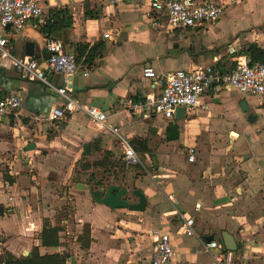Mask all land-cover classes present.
<instances>
[{
  "label": "crops",
  "instance_id": "crops-1",
  "mask_svg": "<svg viewBox=\"0 0 264 264\" xmlns=\"http://www.w3.org/2000/svg\"><path fill=\"white\" fill-rule=\"evenodd\" d=\"M209 1L226 6L220 20L165 33L150 26L148 0H38L46 14L54 9L70 11L72 37L71 43H63L65 51L74 53L77 45L104 43L102 58L90 67L78 64L71 96L104 112L130 145L146 144L143 153L131 146L147 164L132 167H140L146 176L128 180L142 192L146 207L143 212L110 209L90 198L92 183L74 180L90 176L91 170L82 171L81 164L100 160L106 153L110 160H119L121 143L82 114L50 122V111L61 106L62 99L40 82L22 80L10 61L0 58V89L21 99L16 116L0 118V247L4 251L15 257L27 255L48 222L62 229L60 245L39 247V254L65 253L66 264H150L149 233L155 229L170 236L174 255L167 264H213L208 255L196 252L207 238L220 243L224 232L237 245L235 264H264V97H245L225 89L207 93L201 98L203 108L175 122L179 136L171 142L165 141V131L174 123L141 120L124 110L128 99L157 93L154 82L143 78L146 67L160 76L211 64L226 70L233 62L232 54L246 44L264 50V0ZM85 3L100 10L101 18H85ZM44 40L28 25L10 38L11 53L25 56L26 44H31V58L40 61L47 56ZM46 80L62 85L57 74H47ZM241 100L248 106L246 113L239 107ZM208 130H216L212 141L225 140L224 134L233 138L226 140V156L197 162L201 163L198 169L195 158L193 163L187 161V149L195 148ZM156 138L163 143L151 148ZM103 183L126 189V200L137 202L130 200L133 190ZM66 210L70 219L60 217ZM181 216L194 221L196 237L181 234ZM83 226L90 233L87 249L77 242Z\"/></svg>",
  "mask_w": 264,
  "mask_h": 264
},
{
  "label": "built area",
  "instance_id": "built-area-1",
  "mask_svg": "<svg viewBox=\"0 0 264 264\" xmlns=\"http://www.w3.org/2000/svg\"><path fill=\"white\" fill-rule=\"evenodd\" d=\"M246 1L248 0H232L234 3ZM225 7L224 4L209 0H148L147 19L153 29L172 33L213 24L223 17ZM46 20L47 14L38 0H0V58L8 59L22 80L40 82L62 99V105L50 111L47 117L50 122L82 114L90 123L119 140L122 159L127 165L143 167L139 156L120 134L119 129L108 123L104 112L93 106H85L71 96V79L78 70V63L74 53L65 51L61 41L45 38L44 50L47 56L40 61L11 53L10 38L14 33L28 25L38 29ZM104 38H108V35H104ZM233 61V67L226 70L211 64L192 70H175L163 76L156 75L152 68L146 67L143 69V78L154 82L158 87L157 93L150 92L138 100L128 99L124 110L141 120L159 118L176 124L179 121L174 120V114L178 108H183L184 116H187L193 110L203 108L201 98L204 95L213 94L219 89L235 91L245 97L263 98L264 63H251L245 55H238ZM47 74L61 76L62 85L56 87L49 83L46 80ZM84 76H87V72ZM20 107L21 99L18 94L3 93L0 89V118L16 116ZM110 112L115 114L113 110ZM194 158L195 148H188L187 161L193 163ZM181 220V234L185 237H196L194 221L182 216ZM149 236L152 240L150 264H167L174 255L170 236L157 229L150 231ZM196 253L208 255L213 264H235L233 252L225 251L215 240L201 242L200 251Z\"/></svg>",
  "mask_w": 264,
  "mask_h": 264
},
{
  "label": "trees",
  "instance_id": "trees-1",
  "mask_svg": "<svg viewBox=\"0 0 264 264\" xmlns=\"http://www.w3.org/2000/svg\"><path fill=\"white\" fill-rule=\"evenodd\" d=\"M102 14L100 10H95L89 7L88 3L84 4V17L89 20H97L101 18ZM38 32L44 38H50L53 40H59L64 44L71 43L72 37V16L69 10L54 9L49 10L47 13V20L45 24L39 27ZM105 52V45L103 42H95L92 45L81 44L77 45L74 49V55L77 63H81L90 67L94 61L103 57ZM46 55V54H45ZM238 55H245L249 58L251 63L261 62L264 63V50L258 47L256 44H246L241 50L232 54V57ZM234 61L228 67L232 68ZM134 99V98H132ZM136 100V99H134ZM179 136V127L176 124H169L165 131V141L171 142L176 141ZM134 146L140 151L147 152L146 144L141 141L135 142ZM104 158L96 160L94 162H84L81 164L82 171H90L94 168L101 170L102 176L97 178L93 172L90 173V183L94 186H102L103 182H108L105 178L106 175L111 174L109 171L111 168L117 169L124 175L126 163L122 157L119 160L112 161L109 158L111 155L105 154ZM128 166V165H127ZM105 176V177H104ZM5 179L12 183V180L5 176ZM62 229L59 226L52 227L48 222H44L42 230L37 237V245L33 246L27 255L15 257L8 251L0 253V264H66L68 255L65 253H53L40 255L39 247H57L60 245L59 233ZM77 242L81 249H87L90 245V233L87 226H83L81 234L77 237Z\"/></svg>",
  "mask_w": 264,
  "mask_h": 264
},
{
  "label": "rangeland",
  "instance_id": "rangeland-1",
  "mask_svg": "<svg viewBox=\"0 0 264 264\" xmlns=\"http://www.w3.org/2000/svg\"><path fill=\"white\" fill-rule=\"evenodd\" d=\"M216 130H208L206 131V133L202 134V137L200 138L199 142L197 145H195V160H196V165L198 166V169L200 168V164L201 163H198L197 162H205V163H208L210 158L212 156H217L218 154L220 156H226L227 154V141L226 140H229L230 138H233L230 134H224L225 135V140H217L215 138L214 141H212V139H214V137L216 136ZM218 141L219 143H221V145L219 147L215 146V142ZM162 142L161 139H155L154 143L151 145V148L153 147H158ZM141 157V156H140ZM142 161H144L143 158H140ZM206 160V161H205ZM94 162V161H92ZM145 166H147V164L145 162H143ZM156 164H158L156 161H155ZM226 161H224V163L222 164V167H224V169L227 171L228 170V167L226 165ZM205 165V164H204ZM154 166V165H153ZM148 169V173H152L153 171V168H147ZM155 170H156V167H155ZM91 172H93L95 174V176L97 178H100L102 176L101 174V170H98L97 168H94L91 170ZM111 174L109 175H106V180L108 181L107 184H118V185H122L123 187H127L130 192L132 190H135L136 188L133 186V184L128 181L130 180L129 178H135V177H138V176H142V175H145L146 176V173L140 168V167H132V166H125V170H124V175H122L121 172H118L117 169H113L111 168L110 171H109ZM105 177V176H104ZM85 182V183H88L90 182V176L88 175L87 177L85 178H75L74 180H82ZM126 181H125V180ZM79 186H81L80 183H78ZM89 185V184H88ZM93 184H90L89 187L90 188H96V186H92ZM79 186H77L76 189L79 188ZM63 188H66V187H63ZM136 198L134 196H132V194H130V200H135ZM60 217H65L67 219H70L69 217V213L68 211H62L60 212ZM2 228L0 227V230ZM4 252L3 248L0 247V253Z\"/></svg>",
  "mask_w": 264,
  "mask_h": 264
},
{
  "label": "water",
  "instance_id": "water-1",
  "mask_svg": "<svg viewBox=\"0 0 264 264\" xmlns=\"http://www.w3.org/2000/svg\"><path fill=\"white\" fill-rule=\"evenodd\" d=\"M33 55L32 45L26 44L25 56L31 57ZM239 107L243 113L248 111V106L244 100H241ZM184 118V109L178 108L174 114V120L180 121ZM249 120H254L253 116H249ZM89 145L84 148V154L88 155ZM127 190L116 185H103L101 188H91L90 198L97 204H102L110 209H126L132 212H143L146 207V198L139 190H133L132 196L137 199L136 203H129L126 200ZM2 215V209L0 208V216ZM207 238V241H210ZM220 244L224 247L225 251L235 252L237 245L231 235L227 233L221 234Z\"/></svg>",
  "mask_w": 264,
  "mask_h": 264
}]
</instances>
